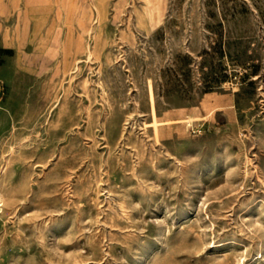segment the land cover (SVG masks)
<instances>
[{
	"label": "rangeland",
	"instance_id": "rangeland-1",
	"mask_svg": "<svg viewBox=\"0 0 264 264\" xmlns=\"http://www.w3.org/2000/svg\"><path fill=\"white\" fill-rule=\"evenodd\" d=\"M0 264H264V0H0Z\"/></svg>",
	"mask_w": 264,
	"mask_h": 264
},
{
	"label": "bare ground",
	"instance_id": "bare-ground-1",
	"mask_svg": "<svg viewBox=\"0 0 264 264\" xmlns=\"http://www.w3.org/2000/svg\"><path fill=\"white\" fill-rule=\"evenodd\" d=\"M141 18H142V17H141ZM141 18H140V19H141ZM141 20H142V19H141Z\"/></svg>",
	"mask_w": 264,
	"mask_h": 264
}]
</instances>
